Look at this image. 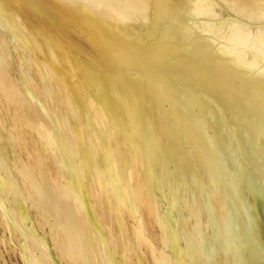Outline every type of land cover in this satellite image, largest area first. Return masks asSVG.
Masks as SVG:
<instances>
[{
	"label": "rangeland",
	"instance_id": "obj_1",
	"mask_svg": "<svg viewBox=\"0 0 264 264\" xmlns=\"http://www.w3.org/2000/svg\"><path fill=\"white\" fill-rule=\"evenodd\" d=\"M203 1L204 0H0V38L4 36L0 39V53L3 51L0 57L5 52V54H3L4 57L2 56L0 58V74H2L0 75V94L2 92L3 94L7 93V96L9 97L6 100V94H2L0 96V108L2 109L1 104L3 106V110L0 111V124L3 122L0 125L3 135V139L0 140V153L2 156L0 161V264H71L68 262L67 256L63 254L64 244L67 238L61 233H56L53 228L57 222V219H60L59 211L57 209L58 207L55 206L52 210L53 212L46 209L45 204L43 201H41L42 199H40V197L37 195L35 188L32 187L34 190L31 189L26 177L17 167L13 165L12 160L14 159L17 162H22L25 164L34 173H38V179L40 177L42 178H40L41 181L39 179L40 182H38L36 185L37 189L41 184L47 188L50 186L49 189L57 192L58 195L60 193V196L62 199H64L63 201L73 205L74 210L78 215V219L80 217L79 220L85 225V241L83 240L84 243L82 242V244L85 246L83 247L85 254L88 256V259L90 258L88 260L89 264H95L93 262V256L97 251L103 252V250L107 253V255L109 254L108 256L110 258L113 257V261L118 264V257L120 254L113 243L114 238L112 236L114 234L118 236L122 234L124 236V241L120 242V249H122L123 246H125L126 238L131 237V233L126 236L123 234V232L125 229H127V227L131 228L132 224L136 223L139 216L142 218V220H144V224L149 225L148 230L145 225L146 229L142 230L141 234L143 233V237H148L150 240L147 241V239H144L141 244H139V248L144 251L146 250V246L152 243V246L154 247V257H150L151 260L149 261L153 264H167V260H169L170 264H173V262H175V264H200L201 262V264H217L215 258L208 259V256L202 251V245L207 242L206 239L209 240V236L212 233V226L208 215L209 213L207 211V206H209V210L219 216L222 220V225L216 232L217 236H214L213 239L209 240L211 249L215 255H219L221 251L228 250L231 253V257L233 256L235 258L234 259L232 257L231 261H221L220 264H264V261H262L264 260V212H261L254 200V197L257 194L264 196V129H262L264 128V122L261 124V121H264V103H262L264 102V99H261L264 98V95H262V93H264V82H262L264 81L262 80L264 79V46H262L264 45V39L261 38V36H264L261 35V32L264 33V15H262V13H264V0H205L206 2L204 1V3ZM205 10L208 12L210 11L209 14ZM4 11L6 16H4ZM180 15L182 17H180ZM11 21L14 22L12 23ZM5 23L6 25H4ZM9 24L15 26L13 33L8 27ZM244 29H246V32ZM7 30H10L11 33ZM15 31L18 33V36ZM256 33L259 34V37ZM93 34L96 35V37H94ZM246 34L249 35L247 36ZM257 38L261 39L258 40ZM80 41L83 44L85 42L86 43L83 45ZM60 45H62V47ZM59 50H63V52H60ZM119 50L120 52H118ZM120 53H123V55L121 54L122 57H120ZM112 55L114 59L118 56L120 58H116L115 60L117 61L113 59V62L111 63L110 60L112 61ZM123 56H126L127 60L124 59L125 57L123 58ZM48 59H50V61L54 64L50 63L52 64L50 65L48 63L50 62ZM102 59L104 60L102 61ZM1 60L5 63H2ZM65 60L68 62H65ZM100 62L101 66L98 65ZM62 65L64 66L61 67ZM241 65L243 68H241ZM82 66L84 67L82 68ZM67 67H70V69L68 68L70 72ZM84 68L85 70L87 68V72L84 70ZM92 68L93 71H91ZM66 69L68 71H66ZM245 69L248 70L245 71ZM56 70L58 71L56 72ZM109 70H114L115 73L113 74L116 77L113 76L112 71L109 73ZM1 71L3 73H1ZM94 76L96 77L94 78ZM254 76L257 77L255 78ZM53 79H55V81ZM179 79H182L181 81L183 82L179 81ZM258 79L260 82H258ZM99 80L101 82H99ZM202 80H205V83ZM192 81H194L195 84ZM7 82L10 85H7ZM188 82L190 85H187ZM202 82L203 84H201ZM230 82L232 83L230 84ZM76 83L78 85H76ZM101 83L103 87L101 86ZM237 83L244 86L241 87ZM148 84L150 85L147 86ZM227 84L228 87H226ZM254 84H257V86ZM12 85L14 89H11ZM199 85H201V88L204 86L206 90L204 88L201 89ZM234 86H236V88ZM245 86L250 90H248ZM15 87L17 91H15ZM45 87L47 88L45 89ZM243 88H245V93L242 91ZM255 88L258 92H261V94L256 93L257 91ZM94 89L96 92H94ZM238 89H240V92L242 91L241 94ZM10 90L13 92L11 91V93H9ZM183 90H185L184 92H187H181ZM192 90L193 92H191ZM231 90L234 92L238 91L236 96L239 94L240 97L236 98L235 94H233L234 92H230ZM114 91H116V94H114ZM248 91L252 93H248ZM187 93L190 95L188 96ZM82 94H84L83 97ZM136 94H139L138 96H142L143 98L141 97V100L138 99L140 97H138ZM242 94L243 97L246 94L248 99L244 97L245 101H243ZM77 95L78 97H76ZM252 95L254 96L252 97ZM3 96H5V98ZM79 96L82 97V101ZM85 96L88 98L86 99ZM230 96H232L238 103L233 101L234 99L232 97L230 98ZM256 96H258L257 98L261 99L259 102L258 100L254 101L257 99L255 98ZM2 97L5 99L4 102ZM75 98L76 100H74ZM103 98L107 99L104 100L106 104L102 102ZM194 98L197 99L194 100ZM120 99L124 104H121L122 101ZM187 100L192 102L191 106ZM248 100L250 101V104L248 103ZM84 101L86 103L88 102V104L85 103L87 108H85ZM28 102L30 107L28 106ZM94 103L99 104L93 105ZM108 103H110L109 105H112L113 107L111 106V108ZM216 103L217 105L215 108ZM192 104H194V106ZM240 104L242 107L245 104V108H242ZM25 105H27L31 111L33 118L32 121H28L29 119L27 118V109ZM124 105H126V107ZM138 105H140V107ZM223 105L227 109L223 110ZM6 106H9V109ZM187 106H189V108H187ZM247 106H249L248 109ZM88 107L91 108L89 109ZM183 107L184 111L182 110ZM232 107L234 109L231 111L230 108ZM254 107L257 109V111L253 109ZM84 108L88 111L86 112L83 110ZM220 108H222V111ZM39 109L41 112L44 111L43 114ZM92 110L96 113H93ZM121 110L122 112H120ZM125 110L127 113L126 115L124 114ZM227 110H229V112H227ZM236 110L237 113L235 112ZM241 110H243V112ZM247 110H250L253 113ZM12 111L14 118L13 115L11 116ZM224 111H226L227 114ZM3 112L6 116L8 115V118H5L6 116L2 115ZM79 112H82L83 114H79ZM103 112L106 117L104 116ZM114 112H119L120 114L117 113L118 115H116L120 118L116 117ZM183 112H186L185 115H183ZM231 112L235 116H232ZM15 113L17 116H15ZM187 114L191 116L193 114V117H188ZM89 115L91 117H89ZM245 115L249 117L247 118ZM43 116H45V118ZM34 117L36 118V122L34 121ZM88 117L90 118L89 120ZM166 117H168L167 120ZM185 117H187V119ZM226 117L229 119H226ZM236 117L237 120L239 118L238 121L240 126H235L233 123L238 122L236 121ZM255 117H257V119ZM82 118L83 120H81ZM123 118L125 119V122L126 120L128 122L125 123ZM216 118L218 119L219 124H217V121H215L217 120ZM180 119L181 121L178 124L177 122ZM184 119L186 121L189 119L191 122H195L196 126L191 122H189V125H187L188 122H185ZM233 119L234 121H232ZM107 120L110 123H108ZM169 121L170 123H168ZM243 121L247 125H241V122L243 123ZM246 121H249L248 123L251 121L252 122L249 125L246 123ZM8 122H10L9 125ZM148 123L151 126V133L145 128V125ZM184 123L186 124L184 125ZM190 123L192 125H190ZM256 123H260V126H258ZM15 124H17L18 127ZM28 124L30 127H28ZM33 124L34 126L32 127L31 125ZM54 124L56 125L54 126ZM177 124L179 126H177ZM214 124L216 125L214 126ZM67 125L69 127H67ZM251 125L256 130L253 127H250ZM19 126L21 128H19ZM134 126L136 130L132 132ZM186 126L190 127L187 128ZM243 126L245 128L247 126L249 127H247L248 129L241 132L244 128ZM255 126H258L259 129ZM235 127L239 133H236V129H234ZM241 127L243 128L239 131ZM19 129L20 132L18 131ZM107 129L109 133L112 134V138L110 134H108V131H106ZM185 129H187V131ZM172 130L174 131L172 132ZM6 131L7 133H5ZM193 131L196 133V135L193 133ZM201 131L202 133H200ZM234 131L237 135L234 133ZM15 132H17V134H15ZM256 132L259 133L257 134ZM26 133L27 135H25ZM69 133H72V136L69 135ZM159 133L162 134L158 135ZM246 133L248 135H246ZM184 134H189L187 135L188 138L185 137ZM15 135L17 137H15ZM105 135L109 136L108 139ZM121 135L122 137H120ZM137 135L138 138L136 137ZM149 135L150 137L154 138L155 144H153L145 152L142 148V143L149 137ZM250 135L252 137L254 135L256 136L251 138ZM10 136L15 137L16 141ZM104 136L106 139H104ZM220 137H223L224 140ZM244 137L246 139H244ZM217 138H219L221 141ZM247 138L249 140H247ZM130 139L133 143H131ZM253 139H255V141ZM202 140L208 142L204 143ZM251 140L254 142H251ZM21 141L22 143H20ZM62 141L66 143H63ZM107 141H109V143ZM249 141L252 143L251 146H248L247 148L244 146L246 151L241 149L243 145H240L239 142L241 144L245 143L247 146ZM23 142L26 144L24 145ZM212 142L215 146H213ZM62 145L66 146L65 152V146L63 147ZM191 146H194L195 148ZM206 146H209L210 148ZM197 147L200 149V152ZM71 150L72 153L70 152ZM215 150V154L220 153V155L210 154L214 153ZM48 151L51 153L49 154ZM98 151H100V153ZM55 152H57L58 155ZM198 154L200 159L198 158ZM56 155L58 158H56ZM217 156H219V159L216 158ZM210 157H213V163ZM164 158L167 159V161ZM214 159L215 161L219 160V163L215 162ZM198 160L200 162H198ZM165 161L168 162V164ZM223 161L225 165L222 163ZM64 162L66 163L64 164ZM35 164H37V166ZM217 164L221 167H219ZM138 166L140 169H138ZM226 166L227 170L224 172ZM57 167L59 172H63L62 176L58 171H56ZM218 167L221 169L219 170ZM5 168L7 169L8 173H10V175L6 173ZM192 168L195 170L193 171ZM207 170L208 172H205ZM68 171L70 172L68 173ZM57 175L61 177H59V181L61 182L58 181ZM208 175H213V182V178L209 176L211 179L209 180ZM250 176L255 179V181ZM5 177H8V180ZM140 180L141 183L146 187V192H144L142 188H139ZM143 181L145 183H143ZM215 181L218 184H215ZM251 182L253 183L250 184ZM66 183L68 185L70 183V185L68 186ZM75 186H78V188L76 189ZM32 201H34V203ZM94 203L96 205H94ZM157 204L159 207H157ZM98 206H100V208ZM157 208H159L158 211ZM247 210H249V212ZM239 211L242 214H239ZM237 213L238 215H241L242 218L241 216L237 217ZM232 216L237 218V220L240 219L241 222L243 221L242 224L238 220L244 232L246 231L248 236H252V234L255 235L254 239L257 241H254L257 242V244L261 243L260 241H262V244L259 245L257 250L252 254L254 257H252L251 262L241 258V251L237 246L239 243V236L232 230V223L235 221ZM94 217L97 221L94 219ZM223 218L225 220H223ZM113 221L115 222L114 224ZM253 223H256V226ZM102 225L106 227H103ZM109 226H112V228ZM230 229L233 231V233L230 231ZM159 230H161V233ZM89 233L90 235L92 233V235L90 236ZM233 238H236V240ZM54 239L57 240L55 241ZM161 239L164 240L162 241ZM228 240L229 242L227 245ZM157 241L159 243H157ZM107 244L108 246L106 247V250L111 248L109 253L104 249L105 245ZM99 245H101V247ZM199 251L201 253L203 252V255ZM257 254L261 256H257ZM203 256L205 258H203ZM94 258L97 257L94 256ZM157 258L160 260L158 261ZM202 258L207 261H204ZM143 261L146 263L148 262L149 264L147 258ZM143 261L135 259L134 263L143 264Z\"/></svg>",
	"mask_w": 264,
	"mask_h": 264
},
{
	"label": "bare ground",
	"instance_id": "obj_2",
	"mask_svg": "<svg viewBox=\"0 0 264 264\" xmlns=\"http://www.w3.org/2000/svg\"><path fill=\"white\" fill-rule=\"evenodd\" d=\"M168 1V0H167ZM205 1V0H204ZM204 1H203V3H204ZM217 1V0H216ZM128 2V1H127ZM140 2V1H139ZM177 2V1H176ZM188 2H191V1H188ZM206 2V1H205ZM104 3V2H103ZM174 3V2H173ZM219 3V2H218ZM123 4V3H122ZM198 4V3H197ZM206 4H208V3H206ZM206 4H204V5H206ZM183 5V4H182ZM192 5V4H191ZM2 6V5H1ZM48 6V5H47ZM173 6V5H172ZM217 6V5H216ZM7 7V6H6ZM12 7V6H11ZM186 7V6H185ZM202 7H205V6H202ZM39 8V7H38ZM176 8V7H175ZM189 8V7H188ZM187 8V9H188ZM206 8H207V6H206ZM205 8V9H206ZM211 8V7H210ZM165 9V8H164ZM183 9V8H182ZM196 9V8H195ZM2 10V9H1ZM10 10V9H9ZM178 10V9H177ZM189 10V9H188ZM204 10V9H203ZM207 10V9H206ZM205 10V11H206ZM193 11V10H192ZM204 11V12H205ZM44 12V11H43ZM198 12H200V11H198ZM203 12V11H202ZM206 12H208V11H206ZM210 12V11H209ZM209 12H208V14H209ZM1 13V12H0ZM4 13H5V11H4ZM4 13H2V14H4ZM12 13V12H11ZM179 13H180V11H179ZM9 14V13H8ZM165 15H166V13H165ZM204 15V14H203ZM260 15V14H259ZM262 15H264V13H262ZM4 16H6V13H5V15ZM13 16V15H12ZM15 16V15H14ZM64 16V15H63ZM118 16V15H117ZM10 17V16H9ZM56 17V16H55ZM180 17H182L181 15H180ZM260 17V16H259ZM8 18V17H7ZM69 18V17H68ZM252 18V17H251ZM262 18V17H261ZM5 19V18H4ZM8 19H10V18H8ZM7 19V20H8ZM49 19V18H48ZM237 19V18H236ZM43 20V19H42ZM50 20H52V19H50ZM66 20H68V19H66ZM214 20V19H213ZM65 21V20H64ZM70 21H72V20H70ZM235 21V20H234ZM12 23L14 22V21H11ZM15 22H18V21H15ZM45 22V21H44ZM72 22H74V21H72ZM241 22V21H240ZM244 22V21H243ZM9 23V22H8ZM18 24V23H17ZM56 24V23H55ZM4 25H6V23L4 24ZM15 25V24H14ZM65 25V24H64ZM246 26V25H245ZM8 27H9V29L10 30H12V33H13V30H14V28H15V26H13V25H8ZM17 27V26H16ZM67 27V26H66ZM86 27V26H85ZM5 28H6V26H5ZM20 28V27H19ZM22 28V27H21ZM247 28V27H246ZM262 29V28H261ZM10 30H7V31H9L10 32ZM246 29H244V31H245ZM250 30V29H249ZM4 31V30H3ZM2 31V32H3ZM88 31V30H87ZM238 31V30H237ZM243 31V32H244ZM258 31V30H257ZM16 32V31H15ZM246 32V31H245ZM11 33V32H10ZM17 33V32H16ZM20 33V32H19ZM242 33V32H241ZM7 34V33H6ZM21 34V33H20ZM37 34V33H36ZM71 34V33H70ZM244 34V33H243ZM242 34V35H243ZM256 34H258V33H256ZM2 35V34H1ZM13 35V34H12ZM53 35V34H52ZM94 35V34H93ZM107 35V34H106ZM234 35V34H233ZM236 35H239V34H236ZM247 35V34H246ZM249 35V34H248ZM247 35V36H248ZM261 35H264V33H262L261 32ZM17 36H18V33H17ZM258 37H259V34L257 35ZM4 36H2L1 38H3ZM35 37V36H34ZM47 37V36H46ZM46 37H45V40H46ZM51 37V36H50ZM84 37V36H83ZM94 37H96V35H94ZM234 37V36H233ZM236 37V36H235ZM240 37V36H239ZM244 37V36H243ZM0 38V39H1ZM105 38V37H104ZM241 38V37H240ZM248 38V37H247ZM261 38L262 39H264V36H261ZM260 38V39H261ZM16 39V38H15ZM233 39V38H232ZM239 39V38H238ZM245 39V38H244ZM258 40H260L259 38H257ZM4 40V39H3ZM96 40V39H95ZM100 40V39H99ZM240 40V39H239ZM2 41V40H1ZM84 41V40H83ZM87 41H88V39H87ZM250 41V40H249ZM262 41V40H261ZM22 42H23V40H22ZM27 42V41H26ZM33 42V41H32ZM50 42V41H49ZM81 42V41H80ZM3 43H4V41H3ZM36 43V42H35ZM64 43V42H63ZM82 43V42H81ZM86 43V42H85ZM84 43V44H85ZM258 43V42H257ZM34 44V43H33ZM83 44V43H82ZM83 44V45H84ZM102 44V43H101ZM15 45V44H14ZM116 45V44H115ZM262 45V44H261ZM19 46V45H18ZM45 46V45H44ZM61 47H62V45H60ZM96 46V45H95ZM94 46V47H95ZM202 46V45H201ZM258 46V45H257ZM262 46H264V45H262ZM1 47V46H0ZM66 47V46H65ZM90 47V46H89ZM114 47V46H113ZM253 47V46H252ZM20 48V47H19ZM23 48V47H22ZM39 48V47H38ZM59 48V47H58ZM83 48V47H82ZM115 48H116V46H115ZM114 48V49H115ZM2 49V48H1ZM21 49V48H20ZM63 49V48H62ZM93 49V48H92ZM173 49V48H172ZM46 50V49H45ZM90 50V49H89ZM193 50V49H192ZM2 51V50H1ZM8 51V50H7ZM60 51V50H59ZM67 51H68V49H67ZM127 51V50H126ZM166 51V50H165ZM196 51V50H195ZM3 52V51H2ZM1 52V53H2ZM43 52V51H42ZM56 52V51H55ZM60 52H63V50L62 51H60ZM92 52V51H91ZM112 52H113V49H112ZM115 52V51H114ZM118 52H120V50L118 51ZM190 52V51H189ZM1 53H0V55H1ZM25 53V52H24ZM31 53V52H30ZM54 53V52H53ZM70 53H72V52H70ZM69 53V54H70ZM3 54H5V52L3 53ZM2 54V56L4 57V55ZM7 54V53H6ZM51 54V53H50ZM118 54V53H117ZM123 55V53H120V57H122V55ZM128 54V53H127ZM141 54V53H140ZM37 55V54H36ZM60 55H61V53H60ZM101 55V54H100ZM192 55V54H191ZM1 56V57H2ZM55 56V55H54ZM57 56V55H56ZM64 56H65V53H64ZM118 56V55H117ZM257 56V55H256ZM255 56V57H256ZM0 57V58H1ZM7 57V56H6ZM59 57V56H58ZM69 57V56H68ZM71 57V56H70ZM99 57V56H98ZM119 56L118 57H116V58H120ZM125 57V58H124ZM11 58H13V57H11ZM24 58V57H23ZM63 58V57H62ZM66 58V57H65ZM97 58V57H96ZM115 58V59H116ZM123 58L124 59H126V56H123ZM209 58V57H208ZM258 58V57H257ZM256 58V59H257ZM260 58V57H259ZM4 59V58H3ZM7 59V58H6ZM36 59V58H35ZM34 59V60H35ZM38 59V58H37ZM44 59V58H43ZM58 59V58H57ZM80 59V58H79ZM79 59H78V61H79ZM112 61L110 60V62L112 63L113 62V59H114V57H113V55H112ZM114 59V60H115ZM225 59V58H224ZM32 60V59H31ZM45 60V59H44ZM55 60V59H54ZM53 60V61H54ZM104 59H102V61H103ZM106 60H108V59H106ZM127 60V59H126ZM227 60V59H226ZM2 61V60H1ZM6 61V60H5ZM7 61H8V59H7ZM48 61H50V59H48ZM60 61H62V60H60ZM67 60H65V62H66ZM99 61H100V58H99ZM115 61H117V60H115ZM121 61V60H120ZM55 62H56V60H55ZM68 62V61H67ZM70 62V61H69ZM72 62V61H71ZM98 62V61H97ZM235 62V61H234ZM2 63H5V62H3L2 61ZM8 63V62H7ZM6 63V64H7ZM10 63V62H9ZM23 63V62H22ZM28 63V62H27ZM37 63V62H36ZM49 64L50 63H52L51 61L50 62H48ZM58 63V62H57ZM62 63V62H61ZM64 63V62H63ZM194 63V62H193ZM16 64V63H15ZM25 64V63H24ZM38 64V63H37ZM52 64H54V63H52ZM52 64H50V65H52ZM101 64V62L98 64V65H100ZM235 64H237V63H235ZM239 64V63H238ZM47 65V64H46ZM55 65H57V64H55ZM67 65H68V63H67ZM88 65V64H87ZM97 65V64H96ZM97 65V66H98ZM246 65V64H245ZM244 65V66H245ZM4 66L6 67V65L4 64ZM17 66V65H16ZM58 66H59V64H58ZM64 65H62L61 67H63ZM101 66V65H100ZM27 67V66H26ZM49 67V66H48ZM84 66H82V68H83ZM99 67V66H98ZM104 67V66H103ZM117 67H119V66H117ZM136 67V66H135ZM187 67V66H186ZM206 67V66H205ZM1 68V67H0ZM53 68V67H52ZM60 68V67H59ZM70 69V67H67V69ZM72 68V67H71ZM91 68V67H90ZM101 68V67H100ZM189 68V67H188ZM239 68V67H238ZM241 68H243V66L241 65ZM247 68V67H246ZM3 69V68H2ZM9 69V68H8ZM20 69V68H19ZM49 69V68H48ZM51 69V68H50ZM56 69V68H55ZM66 69V71H68ZM112 69V68H111ZM146 69V68H145ZM152 69V68H151ZM230 69H231V67H230ZM248 69H249V67H248ZM247 69V70H248ZM251 69V68H250ZM253 69V68H252ZM1 70V69H0ZM53 70V69H52ZM84 70H85V68H84ZM98 70V69H97ZM101 70H102V68H101ZM100 70V71H101ZM108 70V69H107ZM166 70V69H165ZM164 70V71H165ZM240 70V69H239ZM246 69H245V71H247ZM13 71V70H12ZM28 71V70H27ZM54 71V70H53ZM58 70H56V72H57ZM86 72H87V68H86V70H85ZM91 71H93V68H92V70ZM103 71V70H102ZM112 71V74L113 73H115L114 72V70H109V73ZM116 71V70H115ZM196 71V70H195ZM253 71V70H252ZM255 71V70H254ZM257 71V70H256ZM259 71H261V70H259ZM15 72V71H14ZM63 72V71H62ZM65 72V71H64ZM69 72H70V70H69ZM73 72V71H72ZM96 72V71H95ZM94 72V73H95ZM117 72H119V71H117ZM244 72V71H243ZM1 73H3L2 71H1ZM16 73V72H15ZM37 73V72H36ZM39 73V72H38ZM49 73V72H48ZM123 73V72H122ZM13 74V73H12ZM60 74V73H59ZM67 74V73H66ZM71 74V73H70ZM86 74V73H85ZM84 74V75H85ZM105 74V73H104ZM111 74V75H112ZM167 74V73H166ZM176 74V73H175ZM198 74V73H197ZM200 74V73H199ZM259 74H261V73H259ZM0 75H2V74H0ZM94 75H96V74H94ZM122 75V74H121ZM124 75V74H123ZM16 76V75H15ZM31 76V75H30ZM65 76H67V75H65ZM113 76H114V74H113ZM173 76H174V74H173ZM178 76V75H177ZM176 76V77H177ZM208 76V75H207ZM17 77V76H16ZM33 77V76H32ZM96 76H94V78H95ZM100 77V76H99ZM98 77V78H99ZM114 77H116V76H114ZM120 77V76H119ZM123 77V76H122ZM201 77V76H200ZM255 77V76H254ZM257 77V76H256ZM255 77V78H256ZM42 78V77H41ZM54 78V77H53ZM65 78V77H64ZM68 78V77H67ZM178 78H179V76H178ZM9 79V78H8ZM46 79V78H45ZM48 79V78H47ZM103 79V78H102ZM107 79V78H106ZM121 79V78H120ZM202 79V78H201ZM222 79V78H221ZM54 81H55V79H53ZM68 80V79H67ZM98 80V79H97ZM111 80V79H110ZM174 80V79H173ZM178 80V79H177ZM176 80V81H177ZM182 80V79H181ZM180 79H179V81H181ZM262 80H264V79H262ZM19 81V80H18ZM29 81V80H28ZM41 81V80H40ZM75 81V80H74ZM148 81V80H147ZM163 81V80H162ZM203 81V80H202ZM205 81V80H204ZM203 81V82H204ZM2 82V81H1ZM10 82V81H9ZM36 82H38V81H36ZM78 82V81H77ZM85 82V81H84ZM99 82H101L100 80H99ZM112 82V81H111ZM181 82H183V81H181ZM190 82V81H189ZM189 82H188V84L187 85H190L189 84ZM192 82H194V81H192ZM201 82V81H200ZM203 82L201 83V84H203ZM256 82V81H255ZM258 82H260V80L258 79ZM262 82H264V81H262ZM261 82V83H262ZM4 83V82H3ZM2 83V84H3ZM67 83V82H66ZM86 83V82H85ZM105 83V82H104ZM103 83V84H104ZM161 83V82H160ZM180 83V82H179ZM185 83V82H184ZM183 83V84H184ZM197 83H198V81H197ZM205 83V82H204ZM232 82H230V84H231ZM6 84V83H5ZM23 84V83H22ZM39 84V83H38ZM57 84H58V82H57ZM194 84H195V82H194ZM238 84V83H237ZM247 84V83H246ZM7 85H10V84H8V82H7ZM76 85H78L77 83H76ZM96 85H97V83H96ZM121 85V84H120ZM150 84H148L147 86H149ZM163 85V84H162ZM180 85H182V84H180ZM186 85V84H185ZM234 85V84H233ZM239 85V84H238ZM237 85V87L239 88V86H244V85H239L238 86ZM255 85V84H254ZM2 86V85H1ZM25 86V85H24ZM79 86H80V83H79ZM78 86V87H79ZM90 86V85H89ZM101 86H102V83H101ZM154 86H155V84H154ZM164 86V85H163ZM184 86V85H183ZM194 86V85H193ZM197 86V85H196ZM201 85H199V87H200ZM231 86V85H230ZM248 86V85H247ZM251 86H252V84H251ZM255 86H257V84L255 85ZM3 87H4V85H3ZM12 88L11 89H14L13 88V85L11 86ZM18 87V86H17ZM56 87V86H55ZM68 87V86H67ZM73 87V86H72ZM92 87V86H91ZM103 87V86H102ZM179 87H181V86H179ZM185 87H187V86H185ZM203 88H204V86H202ZM226 87H228V84H227V86ZM235 88H236V86H234ZM234 87H233V89H234ZM246 87V86H245ZM248 87H250V86H248ZM6 88V87H5ZM9 88V87H8ZM47 87H45V89H46ZM201 88V87H200ZM203 88H201V89H203ZM225 88V87H224ZM231 88H232V86H231ZM230 88V89H231ZM247 88V87H246ZM254 88V87H253ZM66 89V88H65ZM68 89V88H67ZM89 89V88H88ZM101 89V88H100ZM148 89H150V88H148ZM185 89V88H184ZM189 89V88H188ZM193 89V88H192ZM205 89V88H204ZM229 89V88H228ZM242 89V88H241ZM248 89V88H247ZM259 89V88H258ZM1 90V89H0ZM33 90V89H32ZM37 90V89H36ZM97 90V89H96ZM116 90V89H115ZM174 90V89H173ZM179 90H180V88H179ZM206 90V89H205ZM245 90V88H243V90L242 91H244ZM248 90H250V89H248ZM251 90H252V88H251ZM254 90V89H253ZM255 90H256V88H255ZM4 91V90H3ZM11 91L12 90H10V92L9 93H11ZM15 91H17L16 90V87H15ZM78 91V90H77ZM86 91H88V90H86ZM91 91V90H90ZM100 91V90H99ZM103 91V90H102ZM164 91H166V90H164ZM175 91V90H174ZM185 90H183V91H181V92H184ZM217 91V90H216ZM238 91L240 92V89H238ZM238 91L237 92H234V91H230L231 93H233V94H235V96H236V93H238ZM241 91V92H242ZM257 91V90H256ZM261 91V90H260ZM13 92V91H12ZM38 92V91H37ZM94 92H96L95 91V89H94ZM115 93L114 94H116V91H114ZM162 92V91H161ZM187 92V91H186ZM186 92H184V93H186ZM190 92V91H189ZM191 92H193V90L191 91ZM195 92V91H194ZM202 92H203V90H202ZM225 92V91H224ZM241 92H240V94H241ZM15 93V92H14ZM78 93H79V91H78ZM98 93V92H97ZM230 93V94H231ZM244 93H245V91H244ZM248 93H252V92H250V91H248ZM256 93H260L261 94V92H256ZM3 94V92L0 94V96ZM4 94H6V96H7V93H4ZM3 94V95H4ZM50 94V93H49ZM59 94V93H58ZM71 94V93H70ZM73 94V93H72ZM102 94V93H101ZM140 94V93H139ZM138 94V95H139ZM174 94V93H173ZM210 94V93H209ZM254 94H255V92H254ZM12 95H13V93H12ZM69 95V94H68ZM80 95V94H79ZM83 95L84 94H82V97H83ZM103 95V94H102ZM112 95V94H111ZM137 95V94H136ZM137 95V96H138ZM141 95V94H140ZM187 95H188V93H187ZM190 95V94H189ZM188 95V96H189ZM206 95V94H205ZM228 95V94H227ZM239 94H237V96H236V98L238 97H240V95L238 96ZM262 95H264V93H262ZM16 96V95H15ZM17 96H19V95H17ZM24 96V95H23ZM22 96V97H23ZM35 96V95H34ZM33 96V97H34ZM99 96V95H98ZM105 96V95H104ZM116 96V95H115ZM114 96V97H115ZM118 96V95H117ZM132 96V95H131ZM134 96V95H133ZM136 96V97H137ZM212 96V95H211ZM223 96V95H222ZM250 96H251V94H250ZM254 95H252V97H253ZM4 98H5V96H3ZM2 97V98H3ZM12 97V96H11ZM76 97H78V95L76 96ZM80 97V96H79ZM82 97H80V99L82 98ZM92 97V96H91ZM122 97V96H121ZM135 97V98H136ZM138 97H140V96H138ZM142 97V96H141ZM138 98V99H142V98ZM169 97V96H168ZM183 97H185V96H183ZM191 97V96H190ZM209 97V96H208ZM216 97V96H215ZM232 96H230V98H231ZM244 97H246V94L244 95ZM244 97H243V94H242V98H243V101H245L244 100ZM252 97H250V98H252ZM258 96H256L255 98H257ZM261 97V96H260ZM1 98V99H2ZM3 98V102H4V100L6 99L7 100V98H9L8 96L4 99ZM23 98H25V97H23ZM27 98V97H26ZM35 98V97H34ZM55 98V97H54ZM72 98V97H71ZM85 98H86V96H85ZM88 98V97H87ZM86 98V99H87ZM120 98V97H119ZM186 98V97H185ZM233 98V97H232ZM247 98V97H246ZM13 99V98H12ZM36 99V98H35ZM44 99H45V97H44ZM59 99V98H58ZM63 99H64V97H63ZM70 99V98H69ZM80 99H79V101H80ZM91 99V98H90ZM98 99V98H97ZM99 99H101V98H99ZM160 99V98H159ZM170 99V98H169ZM195 99H197V98H194V100ZM210 99H211V97H210ZM213 99V98H212ZM214 99H216V98H214ZM219 99V98H218ZM234 99V98H233ZM232 99V100H233ZM248 99V98H247ZM253 99V98H252ZM261 99H264V98H261ZM260 98H257L256 100H254V101H257L258 100V102H259V100H261ZM74 100H76V98L74 99ZM84 100V99H83ZM103 100V101H102ZM101 101L102 102H104V100H107V99H105V98H103ZM121 100V99H120ZM119 100V101H120ZM134 100V99H133ZM81 101H82V99H81ZM89 101V100H88ZM122 101V100H121ZM188 102H189V100H187ZM193 101V100H192ZM196 101H198V100H196ZM206 101V100H205ZM216 101V100H215ZM215 101H213V102H215ZM233 101H236L235 99L233 100ZM242 101V100H241ZM65 102V101H64ZM75 102V101H74ZM96 102V101H95ZM101 102V103H102ZM109 102V101H108ZM125 102V101H124ZM141 102V101H140ZM185 102H186V100H185ZM204 102V101H203ZM220 102V101H219ZM227 102V101H226ZM231 102V101H230ZM237 102V101H236ZM250 101L248 100V103H249ZM257 102V103H258ZM0 103H1V101H0ZM19 103V102H18ZM76 103V102H75ZM86 102L84 101V104H85ZM105 104H106V102H104ZM104 103H102V104H104ZM110 103H112V102H110ZM110 103H108V105L110 104ZM121 103V102H120ZM119 103V104H120ZM142 103V102H141ZM144 103V102H143ZM169 103V102H168ZM184 103V102H183ZM190 103V106H191V103L192 102H189ZM189 103H188V105H189ZM201 103V102H200ZM238 103V102H237ZM242 103H244V102H242ZM246 103H247V101H246ZM255 103V102H254ZM262 103H264V102H262ZM3 104H6V103H3ZM28 104H29V102H28ZM32 104V103H31ZM41 104V103H40ZM54 104V103H53ZM78 104V103H77ZM82 104V103H81ZM86 104H88V102L86 103ZM86 104H85V108H87L86 107ZM97 104H99V103H97ZM97 104H93V105H97ZM104 104V105H105ZM121 104H124L123 103V101H122V103ZM120 104V105H121ZM202 104V103H201ZM228 104V103H227ZM231 104V103H230ZM250 104V103H249ZM248 104V105H249ZM20 105V104H19ZM135 105H137V104H135ZM134 105V106H135ZM144 105V104H143ZM142 105V106H143ZM183 105V104H182ZM185 105H186V103H185ZM193 106H194V104H192ZM195 105H196V103H195ZM199 105V104H198ZM203 105H205V104H203ZM209 105H212V104H209ZM216 105H217V103L215 104V108H216ZM245 105V104H244ZM244 105H243V107H242V105L240 104V106L242 107V108H245L244 107ZM251 105H253V104H251ZM18 106V105H17ZM26 106V109H27V111H26V114H27V118L29 119L28 121H32L33 120V118H32V115H31V111L29 110V108H28V106L30 107V104L27 106V105H25ZM50 106V105H49ZM83 106V105H82ZM110 106V105H109ZM112 106V105H111ZM110 106V107H111ZM125 107H126V105H124ZM139 107H140V105H138ZM184 106V105H183ZM202 106V105H201ZM224 106V105H223ZM237 106H239V105H237ZM250 106V105H249ZM249 106H247V109H248V107ZM257 106H259V105H257ZM1 107H2V109L0 108V111L1 110H3V106H2V104H1ZM6 107H8V109H9V106H6ZM13 107V106H12ZM73 107V106H72ZM76 107V106H75ZM113 107V106H112ZM111 107V108H112ZM114 107H117V106H114ZM146 107V106H145ZM144 107V108H145ZM157 107H158V105H157ZM212 107V106H211ZM219 107V106H218ZM217 107V108H218ZM225 107V106H224ZM223 107V110L224 109H227L226 107L224 108ZM235 107V106H234ZM18 108H19V106H18ZM45 108V107H44ZM63 108V107H62ZM68 108V107H67ZM85 108L83 109V110H85ZM89 108V107H88ZM91 108V107H90ZM89 108V109H90ZM94 108V107H93ZM101 108V107H100ZM109 108V107H108ZM121 108V107H120ZM185 108H186V106H185ZM187 108H189V106H187ZM213 108V107H212ZM211 108V109H212ZM241 108V109H242ZM251 108V107H250ZM249 108V109H250ZM7 109V108H6ZM42 109V108H41ZM80 109V108H79ZM114 109V108H113ZM112 109V110H113ZM127 109V108H126ZM161 109V108H160ZM214 109V108H213ZM222 108H220V110H221ZM232 109H234L233 107L232 108H230V110L232 111ZM238 109V108H237ZM240 109V108H239ZM255 111H257V109L254 107L253 108ZM253 109H251V110H253ZM5 110V109H4ZM40 110V109H39ZM43 110V109H42ZM111 110V109H110ZM120 110V109H119ZM124 110V109H123ZM151 110V109H150ZM182 110L184 111V107L182 108ZM187 110V109H186ZM245 110V109H244ZM253 110V111H254ZM9 111V110H8ZM22 111V110H21ZM46 111V110H45ZM77 111V110H76ZM86 112L88 111V110H85ZM113 111H115V110H113ZM112 111V112H113ZM118 111V110H117ZM162 111V110H161ZM222 111V110H221ZM234 111V110H233ZM239 111V110H238ZM242 112H243V110H241ZM247 111H250V110H247ZM261 111V110H260ZM17 112V111H16ZM39 112V111H38ZM40 112H41V110H40ZM39 112V113H40ZM43 112L44 111H42L41 113L43 114ZM92 112H93V110H92ZM95 112V111H94ZM93 112V113H94ZM116 112V111H115ZM114 112V113H115ZM120 112H122V110L120 111ZM125 113V115L127 114L126 113V110L124 111ZM165 112H166V109H165ZM217 112V111H216ZM224 112H226V111H224ZM227 112H229V110H227ZM227 112H226V114H227ZM236 113H237V110L235 111ZM234 112V113H235ZM240 112V111H239ZM241 112V113H242ZM250 112H252V111H250ZM258 112H259V110H258ZM4 113V112H3ZM2 113V115L4 116L5 115V113L3 114ZM6 113H7V111H6ZM9 113V112H8ZM82 112H79V114H81ZM96 113V112H95ZM97 113H98V111H97ZM114 113H112V114H114ZM118 114H120L119 112H117ZM117 113H115V115L117 114ZM186 113V112H185ZM185 113L183 112V115H185ZM244 113H246V112H244ZM253 113V112H252ZM260 113V112H259ZM258 113V115L260 116V114ZM1 114V113H0ZM11 114V113H10ZM16 114V113H15ZM21 114H23V113H21ZM83 114V113H82ZM103 114H104V112H103ZM117 114V115H118ZM142 114V113H141ZM223 114V113H222ZM239 114V113H238ZM237 114V115H238ZM13 115V111H12V114H11V116ZM34 115V114H33ZM86 115V114H85ZM94 115V114H93ZM116 115V117H118V118H120L119 116H117ZM122 115V114H121ZM162 115V114H161ZM181 115V114H180ZM183 115H181V116H183ZM188 115V117L189 116H191V115H189V114H187ZM186 115V116H187ZM214 115H216V114H214ZM225 115V114H224ZM228 115H229V113H228ZM231 115L232 116H235L232 112H231ZM230 115V116H231ZM243 115V114H242ZM249 115V114H248ZM262 115V114H261ZM6 116V115H5ZM8 116V115H7ZM5 117V118H8V117ZM15 116H17V114L15 115ZM23 116H25V115H23ZM79 116V115H78ZM104 116L106 117V115L104 114ZM177 117H179L178 115H176ZM244 116V115H243ZM242 116V117H243ZM247 115H245V117H246ZM255 116H257V115H255ZM1 117V116H0ZM10 117V116H9ZM44 118H45V116H43ZM89 117H91L90 115H89ZM88 117V120L90 119ZM94 117V116H93ZM98 117V116H97ZM116 117H115V119H116ZM123 117H124V115H123ZM144 117V116H143ZM176 117V118H177ZM191 117H193V114H192V116ZM238 117V116H237ZM237 117H236V121H238L239 120V118H238V120H237ZM244 117V118H245ZM249 116H247V118H248ZM252 117H254V116H252ZM262 117V116H261ZM13 118H14V115H13ZM19 118V117H18ZM42 118V117H41ZM55 118H57V117H55ZM63 118V117H62ZM72 118V117H71ZM77 118V117H76ZM110 118H111V115H110ZM122 118V117H121ZM125 118H126V116H125ZM167 118L168 117H166V120H167ZM186 119H187V117H185ZM196 118V117H195ZM256 119H257V117H255ZM38 119V118H37ZM94 119V118H93ZM107 119V118H106ZM124 119V118H123ZM146 119V118H145ZM193 119V118H192ZM217 119V118H216ZM226 119H229V118H227L226 117ZM5 120V119H4ZM20 120V119H19ZM24 120H25V118H24ZM36 120V118L34 117V121ZM43 120V119H42ZM63 120V119H62ZM73 120V119H72ZM81 120H83V118L81 119ZM100 120V119H99ZM121 120V119H120ZM119 120V121H120ZM163 120V119H162ZM174 120H175V117H174ZM185 120V119H184ZM240 120H241V118H240ZM262 120V119H261ZM11 121V120H10ZM13 121H15V120H13ZM66 121V120H65ZM85 121H86V119H85ZM98 121V120H97ZM110 121V120H109ZM124 122H125V119L123 120ZM150 121V120H149ZM148 121V122H149ZM161 121V120H160ZM171 121V120H170ZM170 121L168 122V123H170ZM181 121V119L180 120H178V124H179V122ZM194 121H195V119H194ZM197 121V120H196ZM215 121H217V124H219L218 123V119L217 120H215ZM232 121H234V119L232 120ZM242 121V120H241ZM36 122V121H35ZM51 122H53V121H51ZM107 122H108V120H107ZM128 121L126 120V122L125 123H127ZM134 122V121H133ZM184 122V121H183ZM185 122H188L187 123V125H189V122H191V120H185ZM249 122V121H248ZM247 121H246V123H248ZM252 122V121H251ZM250 122V123H251ZM258 122H259V118H258ZM262 122H264V121H261V124H262ZM3 123V122H2ZM1 123V124H2ZM4 123H5V121H4ZM9 123L10 122H8V125H9ZM15 123V122H14ZM16 123H17V120H16ZM49 123V122H48ZM54 123V122H53ZM58 123V122H57ZM99 123V122H98ZM101 123V122H100ZM104 123H105V121H104ZM108 123H110V122H108ZM121 123V122H120ZM150 123H151V121H150ZM156 123V122H155ZM161 123H163V122H161ZM193 125H195V122H191ZM190 123V125H192ZM197 123V122H196ZM198 123H200V122H198ZM234 124H235V126H240V124H239V121L238 122H233ZM250 123H248L249 125H250ZM0 124V125H1ZM11 124H12V122H11ZM68 124V123H67ZM75 124V123H74ZM166 124H167V121H166ZM166 124H164V125H166ZM177 124V126H179ZM186 123H184V125H185ZM244 125L245 124V122L243 121V123L241 122V125ZM255 124V123H254ZM257 124V123H256ZM6 125V124H5ZM15 125H17V124H15ZM22 125V124H21ZM24 125H26V124H24ZM29 125V124H28ZM43 125V124H42ZM56 124H54V126H55ZM61 125V124H60ZM69 125V124H68ZM67 125V127H69ZM93 125V124H92ZM128 125V124H127ZM126 125V126H127ZM170 125V124H169ZM175 125V124H174ZM174 125H173V127H174ZM180 125H182V124H180ZM200 125V124H199ZM198 125V126H199ZM216 124H214V126H215ZM245 125H247V124H245ZM252 125H253V123H252ZM250 126V127H253V126ZM258 126H260V123L259 124H257ZM32 127L34 126V124L33 125H31ZM62 126V125H61ZM78 126V125H77ZM110 126V125H109ZM112 126V125H111ZM123 126V125H122ZM196 126V125H195ZM222 126V125H221ZM258 126L256 127V128H258ZM4 127H6V126H4ZM3 127V128H4ZM11 127V126H10ZM17 127H18V125H17ZM28 127H30V125L28 126ZM28 127H26V128H28ZM66 127V128H67ZM92 127V126H91ZM108 127V126H107ZM132 127H133V125H132ZM154 127V126H153ZM171 127V126H170ZM172 127V128H173ZM184 127V126H183ZM187 128H189L188 126H186ZM185 127V128H186ZM244 127V126H243ZM243 127H241L240 129H239V131L243 128ZM247 127H249V126H247ZM243 128L242 129V131L241 132H243V130H246V129H248V128ZM262 127V126H261ZM9 128V127H8ZM7 128V129H8ZM19 128H21L20 126H19ZM37 128V127H36ZM40 128V127H39ZM46 128V127H45ZM65 128V127H64ZM104 128H106V127H104ZM111 128V127H110ZM109 128V129H110ZM145 128L147 129V131L148 132H150L151 131V126L149 125V123L148 124H146L145 125ZM216 128V127H215ZM222 128H223V126H222ZM230 128V127H229ZM254 128V127H253ZM6 129V130H7ZM29 129V128H28ZM53 129V128H52ZM80 129V128H79ZM129 129V128H128ZM174 129V128H173ZM179 129V128H178ZM197 129V128H196ZM234 129H236V127L234 128ZM255 129V128H254ZM259 129V128H258ZM258 129H257V131H258ZM262 129H264V128H262ZM24 130H25V126H24ZM33 130V129H32ZM36 130V129H35ZM34 130V131H35ZM40 130V129H39ZM71 130V129H70ZM95 130V129H94ZM116 130H118V129H116ZM120 130V129H119ZM126 130V129H125ZM136 130V128H135V126H134V129H133V131L132 132H134ZM186 131H187V129H185ZM184 130V131H185ZM201 130V129H200ZM224 130V129H223ZM231 130V129H230ZM256 130V129H255ZM254 130V131H255ZM13 131H15V130H13ZM19 132H20V129L18 130ZM17 131V132H18ZM31 131V130H30ZM37 131V130H36ZM41 131V130H40ZM42 131H43V129H42ZM52 131V130H51ZM65 131V130H64ZM76 131V130H75ZM106 131H108V129L106 130ZM161 131V130H160ZM163 131V130H162ZM174 130H172V132H173ZM189 131V130H188ZM199 131V130H198ZM214 131H215V129H214ZM248 131H250V130H248ZM12 132V131H11ZM10 132V133H11ZM17 132H15V134H17ZM22 132H23V129H22ZM62 132H63V130H62ZM66 132V131H65ZM141 132V131H140ZM158 132V131H157ZM177 132V131H176ZM176 132H175V134H176ZM182 132H183V130H182ZM217 132V131H216ZM224 132V131H223ZM240 132V133H241ZM251 132H253V131H251ZM5 133H7V131L5 132ZM9 133V132H8ZM41 133V132H40ZM43 133H45V132H43ZM51 133V132H50ZM76 133V132H75ZM85 133V132H84ZM104 133H106V132H104ZM113 133V132H112ZM119 133V132H118ZM127 133V132H126ZM137 133H138V131H137ZM151 133V132H150ZM180 133V132H179ZM185 133V132H184ZM188 133H190V132H188ZM191 133H192V129H191ZM193 133H195L194 131H193ZM200 133H202V131L200 132ZM199 133V134H200ZM234 133H235V131H234ZM236 133H239L238 131H237V129H236ZM235 133V134H236ZM244 133H245V131H244ZM254 133V132H253ZM257 133V132H256ZM259 133V132H258ZM257 133V134H258ZM20 134V133H19ZM30 134V133H29ZM31 134H32V132H31ZM34 134V133H33ZM77 134V133H76ZM108 134H110L109 133V131H108ZM114 134V133H113ZM125 134V133H124ZM156 134V133H155ZM160 134H162V133H159L158 135H160ZM167 134V133H166ZM170 134V133H169ZM183 134V133H182ZM198 134V133H197ZM204 134V133H203ZM202 134V135H203ZM215 134V133H214ZM216 134H218V133H216ZM234 134V135H235ZM7 135V134H6ZM11 135V134H10ZM25 135H27V133L25 134ZM69 135H71L72 136V133L70 134L69 133ZM78 135V134H77ZM103 135V134H102ZM112 134H110V136H111ZM128 135V134H127ZM140 135V134H139ZM152 135V134H151ZM177 135V134H176ZM187 135H189V134H187ZM187 135H185L184 134V136L185 137H187L188 138V136ZM195 135H196V133H195ZM194 135V136H195ZM202 135H200V136H202ZM237 135V134H236ZM235 135V136H236ZM246 135H248L247 133H246ZM7 136H9V135H7ZM20 136V135H19ZM43 136H44V134H43ZM86 136V135H85ZM105 136H107V135H105ZM104 136V139H106V137ZM126 136V135H125ZM133 136H134V134H133ZM155 136V135H154ZM183 136V137H184ZM199 136V137H200ZM214 136H216V135H214ZM219 136H220V134H219ZM218 136V137H219ZM251 136V135H250ZM254 136H256V135H254ZM254 136L252 137L251 136V138H254ZM11 137V136H10ZM9 137V138H10ZM15 137H17L16 135H15ZM15 137H11L12 139L14 138V140H15ZM36 137V136H35ZM35 137H33V138H35ZM65 137V136H64ZM63 137V138H64ZM78 137V136H77ZM100 137V136H99ZM108 137L109 136H107V139H108ZM120 137H122V135L120 136ZM119 137V138H120ZM129 137V136H128ZM128 137H126V138H128ZM137 138H138V135L136 136ZM156 137V136H155ZM161 137H163V136H161ZM182 137V136H181ZM190 137H192V136H190ZM198 137V136H197ZM203 137H205V136H203ZM217 137V136H216ZM224 137V136H223ZM223 137H220L221 139H223ZM227 137V136H226ZM10 138V139H11ZM22 138V137H21ZM46 138H48V137H46ZM59 138H61V137H59ZM67 138V137H66ZM86 138V137H85ZM111 138H112V136H111ZM130 138V137H129ZM135 138V137H134ZM157 138V137H156ZM195 138V137H194ZM193 138V139H194ZM202 138V137H201ZM249 138V137H248ZM247 138V140H249ZM3 139V135H2V132H1V127H0V140H2ZM23 139V138H22ZM21 139V140H22ZM25 139V138H24ZM75 139V138H74ZM77 139V138H76ZM116 139V138H115ZM159 139V138H158ZM192 139V138H191ZM212 139H214V138H212ZM216 139V138H215ZM217 139H219V138H217ZM243 139V138H242ZM241 139V140H242ZM244 139H246L245 137H244ZM244 139H243V141H244ZM256 139H257V137H256ZM33 140H35V139H33ZM78 140V139H77ZM110 140V139H109ZM204 140V139H203ZM202 140V142H204V143H207V142H205V141H203ZM207 140V139H206ZM220 140V139H219ZM224 140V139H223ZM238 140H240V139H238ZM247 140H246V142H247ZM254 141H255V139H253ZM253 140H251V142L253 141ZM13 141V140H12ZM16 141V140H15ZM15 141H13V142H15ZM20 141V140H19ZM45 141V140H44ZM48 141H49V139H48ZM79 141V140H78ZM106 141V140H105ZM130 141H131V139H130ZM157 141H160V140H157ZM221 141V140H220ZM242 141V142H243ZM253 141V142H254ZM12 142V143H13ZM25 142V141H24ZM23 142V143H24ZM36 142V141H35ZM53 142V141H52ZM63 142V141H62ZM72 142V141H71ZM108 143H109V141H107ZM155 141H154V138L153 137H150V135H149V137L146 139V140H144L143 141V143H142V148H143V150L146 152L153 144H155L154 143ZM245 142V141H244ZM18 143V142H17ZM20 143H22V141L20 142ZM48 143V142H47ZM63 143H66V142H63ZM111 143V142H110ZM120 143H121V141H120ZM131 143H133L132 141H131ZM160 143V142H159ZM163 143V142H162ZM203 143V144H204ZM213 143V142H212ZM249 143H250V141H249ZM247 143L248 145L246 146V144L245 143H243V144H241L240 142H239V144L240 145H243V147L241 148V149H244V146L247 148L248 146L250 147L251 146V144L252 143ZM14 144V143H13ZM26 143H24V145H25ZM50 144V143H49ZM73 144V143H72ZM129 144V143H128ZM135 144V143H134ZM196 144V143H195ZM245 144V145H244ZM28 145V144H27ZM36 145V144H35ZM40 145V144H39ZM55 145V144H54ZM71 145V144H70ZM80 145V144H79ZM104 145V144H103ZM164 145V144H163ZM191 145V144H190ZM206 145V144H205ZM222 145V144H221ZM220 145V146H221ZM28 146H30V145H28ZM28 146H27V148H28ZM46 146H48V145H46ZM50 146V145H49ZM63 147L65 146V145H62ZM73 146V145H72ZM71 146V147H72ZM94 146V145H93ZM132 146H133V144H132ZM173 146H174V144H173ZM213 146H215L214 145V143H213ZM252 146H254V145H252ZM36 147H37V145H36ZM191 147H194V146H191ZM206 147H209V146H206ZM22 148V147H21ZM26 148V149H27ZM30 148H32V147H30ZM99 148V147H98ZM195 148V147H194ZM210 148V147H209ZM36 149V148H35ZM61 149V148H60ZM82 149V148H81ZM84 149V148H83ZM113 149V148H112ZM122 149V148H121ZM124 149V148H123ZM191 149H193V148H191ZM197 149H199L198 147H197ZM196 149V150H197ZM205 149H207V148H205ZM212 149V148H211ZM213 149H214V147H213ZM226 149V148H225ZM56 150V149H55ZM58 150V149H57ZM65 150H66V146H65V149H64V152H65ZM156 150V149H155ZM193 150H195V149H193ZM245 150V149H244ZM249 150V149H248ZM247 150V151H248ZM29 151V150H28ZM31 151V150H30ZM45 151V150H44ZM63 151V150H62ZM78 151H79V149H78ZM119 151V150H118ZM121 151V150H120ZM153 151V150H152ZM179 151V150H178ZM201 151H203V150H201ZM212 151V150H211ZM242 151V150H241ZM246 151V150H245ZM245 151H243V152H245ZM49 152V151H48ZM71 153H72V150L70 151ZM86 152V151H85ZM99 153H100V151H98ZM195 152H197V151H195ZM199 152H200V149H199ZM198 152V153H199ZM213 152V151H212ZM215 152H216V150L214 151V153H210V154H215ZM27 153V152H26ZM46 153V152H45ZM51 152H49V154H50ZM56 154H57V152H55ZM89 153V152H88ZM125 153V152H124ZM134 153V152H133ZM250 153V152H249ZM85 154H87V153H85ZM200 154V153H199ZM199 154H198V156H199ZM219 155H220V153H218ZM218 154H215V155H218ZM233 154V153H232ZM231 154V155H232ZM247 154V153H246ZM7 155V154H6ZM48 155V154H47ZM55 155V154H54ZM58 155V154H57ZM56 155V158H58V156ZM67 155V154H66ZM83 155V154H82ZM96 155V154H95ZM98 155V154H97ZM196 155V154H195ZM244 155H245V153H244ZM27 156H29V155H27ZM30 156H31V154H30ZM88 156V155H87ZM155 156V155H154ZM250 156H252V155H250ZM124 157H126V156H124ZM156 157V156H155ZM197 157V156H196ZM219 156H217L216 158H218ZM1 158H2V156H1V153H0V161H1ZM55 158V159H56ZM199 159H200V156L198 157ZM211 159L213 158V157H210ZM215 158V157H214ZM215 158V159H216ZM247 158H248V156H247ZM253 158V157H252ZM68 159H69V157H68ZM76 159V158H75ZM122 159V158H121ZM165 159V158H164ZM215 159H214V161H215ZM219 159V158H218ZM221 159V158H220ZM250 159V158H249ZM7 160H8V158H7ZM54 160V159H53ZM123 160V159H122ZM166 161H167V159H165ZM195 160V159H194ZM252 160V159H251ZM13 161V165L15 166V167H17L21 172H22V174L26 177V179H27V181H28V183H29V185H30V187H31V189L32 190H34L33 188H35V191L37 192V195L40 197V199H42L41 201H43V203L45 204V206H46V209L47 210H49V211H52L53 210V208L55 207V206H57L58 208V211H59V215H60V219H59V221H58V219H57V222L55 223V225H54V231L56 232V233H61L62 235H64L66 238H67V240H66V242H65V244H64V249H63V254H65L66 256H67V258H68V262H70L71 264H89V259H88V256L85 254V251H84V248L83 247H85V246H83V244H82V242H83V240L85 239L84 237H85V225L83 224V222L82 221H80L79 219H80V217H79V219H78V215H77V213L75 212V210H74V207H73V205L72 204H70V203H66V201H63L64 199H62V197L60 196V193H59V195L57 194V192H54L53 190H51V189H49L50 188V186H49V188H47V187H45L43 184H41L40 185V187L37 189L36 188V185H37V183L38 182H40L41 181V179H40V181H39V179H38V173L36 174V173H34L32 170H30L25 164H23L22 162H17L15 159L14 160H12ZM52 161V160H51ZM65 161V160H64ZM80 161V160H79ZM165 161V162H166ZM196 161V160H195ZM219 161V160H218ZM217 160L215 161V162H217V163H219ZM31 162V161H30ZM55 162H58V161H55ZM54 162V163H55ZM72 162V161H71ZM122 162V161H121ZM132 162V161H131ZM194 162V161H193ZM197 162V161H196ZM195 162V163H196ZM198 162H200L199 160H198ZM36 163V162H35ZM37 163H38V161H37ZM60 163V162H59ZM66 162H64V164H65ZM90 163V162H89ZM123 163V162H122ZM167 164H168V162H166ZM210 163H211V161H210ZM212 163H213V159H212ZM222 163H224V161L222 162ZM4 164V163H3ZM2 164V165H3ZM58 164V163H57ZM56 164V165H57ZM70 164V163H69ZM68 164V165H69ZM74 164V163H73ZM77 164V163H76ZM85 164V163H84ZM124 164V163H123ZM152 164V163H151ZM6 165V164H5ZM36 166H37V164H35ZM55 165V166H56ZM104 165H105V163H104ZM194 165V164H193ZM213 165V164H212ZM218 165V164H217ZM216 165V166H217ZM224 165H225V163H224ZM0 166H1V164H0ZM12 166V165H11ZM14 166H12V167H14ZM42 166V165H41ZM53 166V165H52ZM120 166V165H119ZM122 166V165H121ZM126 166V165H125ZM128 166V165H127ZM154 166V165H153ZM197 166V165H196ZM219 166V165H218ZM3 167H6V166H3ZM2 167V168H3ZM32 167V166H31ZM105 167V166H104ZM129 167V166H128ZM190 167V166H189ZM214 167H215V165H214ZM219 167H221V166H219ZM219 167H218V169H219ZM225 167V166H224ZM254 167V166H253ZM42 168V167H41ZM47 168V167H46ZM51 168V167H50ZM60 168H62V167H60ZM88 168V167H87ZM98 168V167H97ZM213 168V167H212ZM4 169V168H3ZM6 169V168H5ZM44 169H45V167H44ZM56 169V168H55ZM108 169V168H107ZM138 169H140L139 168V166H138ZM171 169V168H170ZM206 169V168H205ZM208 169V168H207ZM215 169V168H214ZM221 169V168H220ZM219 169V170H220ZM224 169V168H223ZM9 170V169H8ZM16 170V169H15ZM35 170V169H34ZM51 170V169H50ZM60 170V169H59ZM65 170V169H64ZM103 170V169H102ZM119 170H121V169H119ZM126 170V169H125ZM136 170H137V168H136ZM192 170H193V168H192ZM195 170V169H194ZM193 170V171H194ZM211 170V169H210ZM225 170H227V166H226V169H224V172H225ZM39 171V170H38ZM56 171H58V167H57V170ZM62 171V170H61ZM72 171V170H71ZM75 171V170H74ZM138 171V170H137ZM150 171V170H149ZM217 171V170H216ZM222 171V170H221ZM233 171V170H232ZM238 171V170H237ZM53 172V171H52ZM59 172V171H58ZM70 171H68V173H69ZM88 172V171H87ZM98 172V171H97ZM102 172V171H101ZM142 172V171H141ZM205 172H208V170L207 171H205ZM211 172V171H210ZM229 172H230V170H229ZM235 172V171H234ZM6 173H8V171H7V169H6ZM40 173V172H39ZM48 173V172H47ZM46 173V174H47ZM56 173V172H55ZM65 173V172H64ZM75 173V172H74ZM221 173H223V172H221ZM9 175H10V173H8ZM50 174H52V173H50ZM59 174L62 176V174H63V172L61 173V172H59ZM58 174V175H59ZM153 174V173H152ZM164 174V173H163ZM215 174V173H214ZM213 174V175H214ZM224 174V173H223ZM230 174V173H229ZM57 175V177H58V181H59V179L61 178L60 176H58ZM75 175H76V173H75ZM144 175V174H143ZM150 175V174H149ZM192 175V174H191ZM213 175H208V177L210 176V177H212ZM231 175V174H230ZM249 175V174H248ZM260 175V174H259ZM4 176H6V175H4ZM66 176H68V175H66ZM142 176V175H141ZM232 176V175H231ZM3 177V176H2ZM60 177V178H59ZM88 177V176H87ZM123 177V176H122ZM210 177H209V180H211L210 179ZM251 177V176H250ZM6 178V177H5ZM8 178V177H7ZM6 178V179H7ZM128 178V177H127ZM142 178V177H141ZM213 178V177H212ZM238 178V177H237ZM252 178V177H251ZM258 178V177H257ZM2 179V178H1ZM45 179V178H44ZM64 179V178H63ZM78 179V178H77ZM240 179V178H239ZM253 179V178H252ZM8 180V179H7ZM14 180V179H13ZM68 180V179H67ZM70 180H72V179H70ZM148 180V179H147ZM208 180V181H209ZM213 180H214V178L212 179V182H213ZM254 181H255V179H253ZM5 181V180H4ZM51 181V180H50ZM139 181V180H138ZM232 181V180H231ZM257 181H259V180H257ZM52 182V181H51ZM59 182H61V181H59ZM128 182V181H127ZM211 182V181H210ZM249 182V181H248ZM43 183V182H42ZM53 183V182H52ZM83 183V182H82ZM143 183H145L144 181H143ZM148 183H149V181H148ZM158 183V182H157ZM253 182H251L250 184H252ZM255 183V182H254ZM46 184V183H45ZM61 184V183H60ZM67 184V183H66ZM73 184V183H72ZM103 184V183H102ZM210 184H212V183H210ZM215 184H218V183H216V181H215ZM214 184V185H215ZM65 185V184H64ZM68 185V184H67ZM69 185H70V183H69ZM68 185V186H69ZM80 185H82V184H80ZM260 185V184H259ZM54 186H56V185H54ZM66 186V185H65ZM79 186V185H78ZM78 186L76 187V189L78 188ZM144 185L141 183V180H140V186H139V188L141 189L142 188V190L144 191V192H146V187L144 186ZM216 186V185H215ZM240 186H241V184H240ZM247 186V185H246ZM256 186H257V184H256ZM12 187V186H11ZM33 187V188H32ZM57 187V186H56ZM61 187V186H60ZM84 187V186H83ZM103 187H104V185H103ZM106 187V186H105ZM217 187H218V185H217ZM242 187V186H241ZM10 188V187H9ZM28 188V187H27ZM214 188V187H213ZM220 188V187H219ZM247 188V187H246ZM254 188V187H253ZM257 188V187H256ZM12 189H15V188H12ZM95 189V188H94ZM217 189V188H216ZM64 190V189H63ZM139 190V189H138ZM256 190V189H255ZM31 191V190H30ZM79 191V190H78ZM89 191V190H88ZM134 191V190H133ZM246 191H247V189H246ZM257 191V190H256ZM63 192V191H62ZM86 192V191H85ZM139 192V191H138ZM191 192V191H190ZM34 193V192H33ZM70 193V192H69ZM89 194V193H88ZM92 194V193H91ZM139 194H140V192H139ZM6 195V194H5ZM84 195H86V194H84ZM99 195V194H98ZM108 195H109V193H108ZM149 195V194H148ZM154 195H156V194H154ZM198 195H201V194H198ZM217 196V195H216ZM27 197V196H26ZM83 197V196H82ZM99 197V196H98ZM101 197V196H100ZM198 197V196H197ZM65 198V197H64ZM116 198V197H115ZM142 198V197H141ZM214 198V197H213ZM4 199V198H3ZM77 199V198H76ZM75 199V200H76ZM211 199H212V196H211ZM28 200V199H27ZM39 200V199H38ZM67 200H70V199H67ZM84 200H85V198H84ZM254 200H255V203L258 205V207H259V209L261 210V212H264V196H262L261 194H257V195H255V197H254ZM4 201V200H3ZM159 201V200H158ZM198 201H202V200H198ZM33 203H34V201H32ZM36 202V201H35ZM68 202V201H67ZM70 202V201H69ZM99 202V201H98ZM131 202V201H130ZM245 202H246V200H245ZM41 203V202H40ZM78 203H79V201H78ZM148 203V202H147ZM201 203V202H200ZM199 203V204H200ZM217 203V202H216ZM1 204H2V202H1ZM81 204V203H80ZM87 204V203H86ZM108 204V203H107ZM149 204V203H148ZM196 204H198V203H196ZM214 204V203H213ZM249 204V203H248ZM13 205V204H12ZM39 205V204H38ZM94 205H96L95 203H94ZM106 205V204H105ZM146 205V204H145ZM154 205V204H153ZM158 205V204H157ZM250 205V204H249ZM79 206V205H78ZM82 206V205H81ZM84 206H86V205H84ZM172 206V205H171ZM190 206V205H189ZM34 207H35V205H34ZM80 207V206H79ZM99 208H100V206H98ZM106 207V206H105ZM104 207V208H105ZM149 207H150V205H149ZM157 207H159V205L157 206ZM199 207V206H198ZM208 208H207V211H208V215H209V218H210V221H211V226H212V233L210 234V236H211V238H210V236H209V240H211V239H213V237L215 236H217L216 235V232H217V230L219 229V227H221V225H222V220H221V218L219 217V216H217L215 213H213L211 210H209V206H207ZM218 207V206H217ZM220 207V206H219ZM238 207H239V205H238ZM248 207V206H247ZM6 208V207H5ZM23 208V207H22ZM30 208V207H29ZM36 208V207H35ZM88 208V207H87ZM86 208V209H87ZM98 208V209H99ZM102 208V207H101ZM151 208V207H150ZM216 208V207H215ZM252 208V207H251ZM56 209V210H57ZM106 209H107V207H106ZM158 209L159 208H157V211H158ZM194 209H195V207H194ZM204 209V208H203ZM248 209V208H247ZM39 210V209H38ZM82 210V209H81ZM96 210H97V208H96ZM151 210V209H150ZM239 210H240V208H239ZM252 210V209H251ZM79 211V210H78ZM84 211V210H83ZM103 211V210H102ZM194 211V210H193ZM241 211V210H240ZM238 212L239 214H242L241 212ZM248 212H249V210H247ZM255 211V210H254ZM53 212V211H52ZM107 212H108V210H107ZM139 212V211H138ZM141 212V211H140ZM143 212V211H142ZM146 212V211H145ZM206 212V211H205ZM220 212V211H219ZM258 212V211H257ZM87 213V212H86ZM160 213V212H159ZM196 213V212H195ZM236 213V212H235ZM238 213H237V217H239V216H241V215H238ZM252 213H253V211H252ZM259 213V212H258ZM39 214V213H38ZM45 214V213H44ZM53 214V213H52ZM204 214V213H203ZM226 214V213H225ZM249 214V213H248ZM262 214V213H261ZM43 215V214H42ZM55 215V214H54ZM151 215H152V212H151ZM156 215V214H155ZM236 215V214H235ZM88 216V215H87ZM95 216V215H94ZM105 216V215H104ZM142 216V215H141ZM147 216V215H146ZM149 217V216H148ZM221 217H222V215H221ZM225 217V216H224ZM233 217V216H232ZM244 217V216H243ZM254 217V216H253ZM39 218V217H38ZM234 219H235V221L232 223V230L234 231V232H236L237 233V235L239 236V243L237 244V246H238V249L241 251V258L242 259H245L246 261H248V262H251V260H252V257H254V256H252V254L257 250V248H258V246L259 245H261L262 244V241H260L261 243H258L257 244V242H255L254 240H256V239H254V237H255V235L254 234H252V236H248L247 234H246V231L244 232V230H243V228L241 227V224L238 222V220L241 222V220L240 219H238L237 220V218H235V217H233ZM241 218H242V216H241ZM262 218V217H261ZM25 219V218H24ZM45 219V218H44ZM94 219H95V217H94ZM108 219H110V218H108ZM112 219V218H111ZM115 219V218H114ZM126 219V218H125ZM145 219H147V218H145ZM243 219H245V218H243ZM10 220V219H9ZM46 220V219H45ZM56 220V219H55ZM96 220V219H95ZM105 220V219H104ZM121 220H122V218H121ZM151 220H152V218H151ZM223 220H225L224 218H223ZM230 220V219H229ZM252 220V219H251ZM260 220H262V219H260ZM34 221V220H33ZM97 221V220H96ZM107 221V220H106ZM253 221V220H252ZM47 222V221H46ZM109 222V221H108ZM112 222V221H111ZM148 222V221H147ZM152 222V221H151ZM208 222H209V219H208ZM225 222V221H224ZM245 222H246V220H245ZM255 222V221H254ZM11 223V222H10ZM43 223V222H42ZM91 223V222H90ZM102 223V222H101ZM115 222L113 221V224H114ZM119 223V222H118ZM149 223V222H148ZM242 224H243V221L241 222ZM122 224V223H121ZM204 224V223H203ZM225 224V223H224ZM246 224V223H245ZM254 224V223H253ZM256 224V223H255ZM254 224V225H255ZM90 225V224H89ZM93 225V224H92ZM99 225V224H98ZM109 225V224H108ZM128 225V224H127ZM145 225H146V227H147V230L149 229V225L148 224H144V220H142V218L139 216L138 217V219H137V221H136V223H133L132 224V226H131V228L129 229L128 227H127V229H125V231L123 232V234L124 235H128V234H130L131 233V237L129 238H126V240H125V246H123V248L122 249H120L121 247H120V242H123L124 241V236L121 234L120 236H118V235H113L112 237L114 238V240H113V243L115 244V246H116V248L118 249V251H119V254H120V256L118 257V264H135L134 263V260L135 259H139V260H145L146 258H147V260L149 261V260H151L150 259V257H154V247L152 246V243L151 244H149L148 246H146V250H141L140 248H139V244H141V242L144 240V239H147V241L149 240L148 239V237H143V233L141 234V232H142V230H144V229H146V227H145ZM17 226V225H16ZM88 226V225H87ZM96 226V225H95ZM100 226V225H99ZM103 226V225H102ZM120 226V225H119ZM123 226V225H122ZM231 226V225H230ZM244 226V225H243ZM247 226V225H246ZM256 226V225H255ZM52 227V226H51ZM103 227H106V226H103ZM110 227V226H109ZM121 227V226H120ZM151 227V226H150ZM227 227V226H226ZM248 227V226H247ZM246 227V228H247ZM110 228H112V226L110 227ZM160 228H161V226H160ZM225 228V227H224ZM231 228V227H230ZM245 228V229H246ZM93 229V228H92ZM115 229H116V227H115ZM122 229V228H121ZM124 229V228H123ZM226 229V228H225ZM247 229H249V228H247ZM258 229V228H257ZM17 230V229H16ZM151 230V229H150ZM210 230H211V228H210ZM231 229H230V231H232ZM105 231V230H104ZM116 231V230H115ZM146 231V230H145ZM161 230H159V232H160ZM226 231V230H225ZM233 231H232V233H233ZM90 232H91V230H90ZM128 232V233H127ZM152 232V231H151ZM147 233V232H146ZM161 233V232H160ZM166 233V232H165ZM97 234V233H96ZM103 234V233H102ZM152 234V233H151ZM206 234V233H205ZM223 234H225V233H223ZM257 234V233H256ZM89 235H90V233H89ZM91 235H92V233H91ZM90 235V236H91ZM159 235V234H158ZM163 235V234H162ZM162 235H161V237H162ZM231 235V234H230ZM54 236V235H53ZM103 236V235H102ZM108 236H111V235H108ZM145 236V235H144ZM146 236H147V234H146ZM232 236H233V234H232ZM55 237V236H54ZM63 237V236H62ZM199 237H200V234H199ZM236 237V236H235ZM261 237V236H260ZM87 238V237H86ZM163 238V237H162ZM169 238H170V234H169ZM206 238V237H205ZM223 238V237H222ZM257 238V237H256ZM37 239H39V238H37ZM92 239V238H91ZM104 239V238H103ZM106 239V238H105ZM160 239V238H159ZM158 239V240H159ZM196 239V238H195ZM202 239V238H201ZM224 239V238H223ZM230 239H232V238H230ZM233 239H235L236 240V238H233ZM257 239H259V238H257ZM35 240V239H34ZM55 241L57 240V239H54ZM60 240V239H59ZM162 240V239H161ZM164 240V239H163ZM162 240V241H163ZM209 240H207L206 239V243H204V245H202V251L208 256V259L209 258H215V260H216V262H217V264H220V262L222 261H231L232 259V257H231V253H230V251H228V250H225V251H221L220 252V256L219 255H215L214 254V252H213V250L211 249V246H210V243H209ZM225 240V239H224ZM223 240V241H224ZM29 241H30V238H29ZM85 241V240H84ZM105 241V240H104ZM150 241V240H149ZM197 241V240H196ZM201 241V240H200ZM230 241H232V240H230ZM257 241V240H256ZM35 242V241H34ZM37 242V241H36ZM61 242V241H60ZM92 242V241H91ZM168 242V241H167ZM173 242V241H172ZM202 242V241H201ZM200 242V243H201ZM228 242H229V240L227 241V245H228ZM58 243V242H57ZM84 243V242H83ZM111 243V242H110ZM157 243H159L158 241H157ZM226 243V242H225ZM234 243V242H233ZM156 244V243H155ZM164 244H165V242H164ZM201 244H203V243H201ZM35 245V244H34ZM58 245V244H57ZM60 245V244H59ZM97 245V244H96ZM104 245V244H103ZM113 245V244H112ZM187 245H189V244H187ZM186 245V246H187ZM100 247H101V245H99ZM108 246V244L107 245H105V250H106V247ZM158 246V245H157ZM160 246V245H159ZM237 246H236V248H237ZM60 247H61V245H60ZM90 247V246H89ZM59 248V247H58ZM115 248V249H116ZM142 248V247H141ZM212 248H214V247H212ZM99 249V248H98ZM111 249V248H110ZM109 249V250H110ZM165 249V248H164ZM163 249V250H164ZM174 249V248H173ZM233 249V248H232ZM260 249V248H259ZM90 250V249H89ZM109 250H106V251H108V253H109ZM166 250V249H165ZM165 250H164V252H165ZM238 250V251H239ZM91 251V250H90ZM167 251V250H166ZM260 251V250H259ZM46 252V251H45ZM116 252V251H115ZM161 252H162V250H161ZM194 252V251H193ZM200 252V251H199ZM202 252V253H203ZM260 252H262V251H260ZM41 253V252H40ZM39 253V254H40ZM89 253V252H88ZM111 253V252H110ZM201 253V252H200ZM201 253V254H202ZM240 253V252H239ZM62 254V253H61ZM91 254V253H90ZM162 254V253H161ZM165 254V253H164ZM176 254V253H175ZM195 254V253H194ZM196 254H197V252H196ZM259 254V253H258ZM257 254V256H261V255H258ZM42 255V254H41ZM92 255H94V254H92ZM109 255V254H108ZM107 255V253L103 250V252L101 251V252H99V251H97L96 252V254L94 255L95 257H97V258H94V256H93V262L95 263V264H117L116 262H114L113 261V259L112 258H110L109 256ZM156 255V254H155ZM203 255V254H202ZM35 256V255H34ZM62 256V255H61ZM106 256V257H105ZM111 256V255H110ZM162 256V255H161ZM199 256V255H198ZM238 256V255H237ZM237 256H236V258H237ZM49 257V256H48ZM60 257V256H59ZM89 257H90V255H89ZM187 257V256H186ZM61 258V257H60ZM65 258V257H64ZM161 258V257H160ZM165 258V257H164ZM166 258H167V256H166ZM169 258V257H168ZM190 258V257H189ZM203 258H205L204 256H203ZM202 258V259H203ZM234 258V257H233ZM240 258V259H241ZM31 259V258H30ZM45 259V258H44ZM98 261H97V260ZM155 259V258H154ZM158 259V258H157ZM196 259H197V256H196ZM199 259H200V257H199ZM198 259V260H199ZM235 259V258H234ZM238 259V258H237ZM236 259V260H237ZM262 259V258H261ZM160 259H158V261H159ZM204 260V259H203ZM202 260V261H203ZM214 260V261H215ZM171 261V260H170ZM200 261V260H199ZM198 261V262H199ZM204 261H207V260H204ZM203 261V262H204ZM234 261V260H233ZM257 261V260H256ZM262 261H264V260H262ZM43 262V261H42ZM48 262H50V261H48ZM65 262V261H64ZM67 262V263H68ZM154 262V261H153ZM156 262H157V260H156ZM162 262V261H161ZM194 262V261H193ZM201 262V261H200ZM199 262V263H200ZM245 262V261H244ZM38 263H39V261H38ZM53 263V262H52ZM150 263H152V262H150L149 261V264ZM158 263V262H157ZM202 263V262H201ZM200 263V264H201ZM207 263V262H206ZM214 263V262H213ZM36 264V263H35ZM64 264V263H63ZM93 264V263H92ZM143 264H148V262L146 263V262H144L143 261ZM153 264V263H152ZM155 264V263H154ZM159 264V263H158ZM164 264V263H163ZM166 264V263H165ZM167 264H170V262H169V260H167ZM173 264H175V262H173ZM181 264V263H180ZM211 264V263H210ZM239 264V263H238Z\"/></svg>",
	"mask_w": 264,
	"mask_h": 264
}]
</instances>
